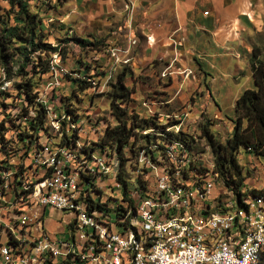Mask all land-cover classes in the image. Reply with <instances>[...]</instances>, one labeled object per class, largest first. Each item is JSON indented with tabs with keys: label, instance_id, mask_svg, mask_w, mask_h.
Returning <instances> with one entry per match:
<instances>
[{
	"label": "built area",
	"instance_id": "obj_1",
	"mask_svg": "<svg viewBox=\"0 0 264 264\" xmlns=\"http://www.w3.org/2000/svg\"><path fill=\"white\" fill-rule=\"evenodd\" d=\"M47 85H58L55 75ZM35 100L44 106L50 131L57 132L54 106L43 91ZM62 117L76 135L65 144L47 136L25 149L17 129L4 133L0 264H264L263 192L250 194L251 187L243 186L234 193L212 164H200L191 148L175 141L138 150L129 178L132 208L124 206L118 217L91 207L101 197L96 178L110 166L104 155L81 152L87 134L83 119ZM173 121L167 129L177 131L179 120ZM12 148H19L15 155ZM44 208L69 220L60 235L44 228Z\"/></svg>",
	"mask_w": 264,
	"mask_h": 264
},
{
	"label": "rangeland",
	"instance_id": "obj_2",
	"mask_svg": "<svg viewBox=\"0 0 264 264\" xmlns=\"http://www.w3.org/2000/svg\"><path fill=\"white\" fill-rule=\"evenodd\" d=\"M104 1L108 3V0L30 2L29 10L40 19L39 27L45 40L64 48V54L50 55L48 71L36 87V93L43 91L59 115V135L51 132V136L60 140V120L66 119L62 117V107L68 102L84 121L86 140L92 141L99 136L105 122L113 124L106 92L108 82H113L123 70V82L131 89L127 111L141 116L157 112L158 119L168 124L178 119L179 130L193 138L189 144L191 151L200 164L209 167L212 157L204 139L200 138L199 124L208 122L210 132L220 142L228 136L232 124L226 117L232 116L234 100L242 89L252 86L246 61L248 52L240 57L232 53L218 56L208 53L205 56L190 44L193 39H182L180 46L177 41L168 43L166 38H159L156 23L149 24L145 16H138L135 11L117 13L113 7L119 2L106 7ZM0 6L6 8V1L0 0ZM75 37L91 43L80 44ZM252 42L258 46L262 43L264 47V24L252 35ZM83 69L87 75H92L93 81L90 87L81 91L67 77L76 78L77 70ZM53 75L58 85L51 88L47 84ZM175 114L176 119L172 118ZM69 129L65 120L63 130L67 133ZM45 139V134L39 137L40 142ZM237 161L243 168L244 187H264L263 158H255L239 149ZM106 162L110 166L109 173L96 178L95 188L100 191L101 199L110 198L111 205L112 199L119 198L118 190L113 188L116 162L107 157ZM92 194L98 196L95 191ZM58 214L53 211L43 215L44 228L50 233L58 234L69 221L66 216L58 220ZM33 234L36 235V231Z\"/></svg>",
	"mask_w": 264,
	"mask_h": 264
},
{
	"label": "trees",
	"instance_id": "obj_3",
	"mask_svg": "<svg viewBox=\"0 0 264 264\" xmlns=\"http://www.w3.org/2000/svg\"><path fill=\"white\" fill-rule=\"evenodd\" d=\"M7 7L0 6V86L2 82L8 85L0 88V151L5 148L4 133L9 130H18L16 139L25 149L33 148L36 139L42 134L51 136L46 124L44 106L37 102L36 87L44 73L48 71V60L51 54H64V48L53 46L45 40L39 24L40 19L36 13L29 10L30 2L34 0H5ZM226 2V0H225ZM80 44L91 42L81 37H75ZM94 44V42H93ZM264 47L252 46L247 53L246 61L250 69L252 86L240 91L232 107V116L226 117L231 121L232 127L228 136L218 141L210 132L209 123L200 122V138L209 148L212 157V169L228 189L240 194L244 186L243 168L237 161L239 149L251 154L253 157L264 159ZM124 69V68H123ZM78 77H67L75 88L84 90L90 87L92 75L86 71L77 70ZM103 75V73H102ZM124 71L121 70L113 80L108 82V113L113 124L104 123L99 136L94 140H84L82 151L97 152L107 158H114L116 170L114 173L113 188H117L119 198L113 208L108 207L110 198L95 197L90 206L104 209L120 217L125 207H133V199L128 190L129 172L133 166L132 161L138 150L149 144L168 143L179 141L187 148L193 138L181 130L167 129L171 124L162 123L158 113L141 116L136 112H128L131 89L124 82ZM49 100L48 98H46ZM10 108L8 111L6 109ZM63 114L75 121L80 116L76 108L68 102L62 107ZM67 120V119H65ZM65 120H60V144L71 142L76 135L71 130H63ZM206 120V119H205ZM176 122V121H174ZM145 131V132H144ZM59 135V130L53 132ZM19 148H12L10 155H15ZM26 151L23 152L25 155ZM21 158V156H18ZM201 170H204L202 168ZM84 178L88 181L89 178ZM139 182V181H138ZM142 186V183L139 182ZM96 192H99L96 190ZM249 193H262L261 190L250 188Z\"/></svg>",
	"mask_w": 264,
	"mask_h": 264
},
{
	"label": "crops",
	"instance_id": "obj_4",
	"mask_svg": "<svg viewBox=\"0 0 264 264\" xmlns=\"http://www.w3.org/2000/svg\"><path fill=\"white\" fill-rule=\"evenodd\" d=\"M115 1L119 2L113 7L117 13L135 11L136 15L145 16L149 24L158 25L159 38H166L168 43L177 41L180 46L182 39H193L190 44L200 49L202 55L232 53L240 57L254 46L252 35L264 24L263 0H108L102 3L108 7ZM253 188L264 193V187ZM48 212L53 211L44 208L42 214Z\"/></svg>",
	"mask_w": 264,
	"mask_h": 264
}]
</instances>
